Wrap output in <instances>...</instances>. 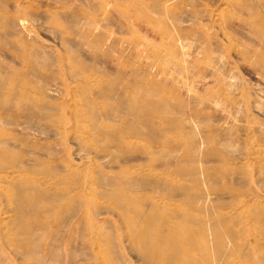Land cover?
I'll return each instance as SVG.
<instances>
[{"label":"rangeland","instance_id":"obj_1","mask_svg":"<svg viewBox=\"0 0 264 264\" xmlns=\"http://www.w3.org/2000/svg\"><path fill=\"white\" fill-rule=\"evenodd\" d=\"M0 264H264V0H0Z\"/></svg>","mask_w":264,"mask_h":264},{"label":"bare ground","instance_id":"obj_2","mask_svg":"<svg viewBox=\"0 0 264 264\" xmlns=\"http://www.w3.org/2000/svg\"><path fill=\"white\" fill-rule=\"evenodd\" d=\"M181 46H182V44H181ZM182 47H184V46H182ZM182 52H184V51H182ZM185 53V52H184ZM184 56H187L186 54H184L183 55V53H182V57H184ZM185 58V57H184ZM183 61V60H182ZM185 62H186V59H185ZM116 119V118H115ZM130 135V134H129ZM134 157V156H133ZM120 176V175H119ZM182 176V175H181ZM103 180V179H102ZM120 180V179H119ZM71 182V181H70ZM108 187V186H107ZM106 187V188H107ZM116 187V186H115ZM118 187V186H117ZM110 188V187H109ZM120 188H121V186H120ZM25 190V189H24ZM28 190V189H27ZM113 194V193H112ZM27 194H25V196H26ZM108 195H110V194H108ZM191 197V196H190ZM202 197V196H201ZM200 197V198H201ZM75 203V202H74ZM198 210H200L201 212H204V211H207L205 208H203V207H199V209ZM217 218V217H216ZM214 223V222H213ZM219 225H220V221L218 220L217 221V223H214L213 225H211V226H208L207 227V230H210V231H212V230H217L218 229V227H219ZM204 233H202V235H203ZM223 237V235H221L220 234V236L217 238V243H218V245L220 246L221 244H222V241H221V238ZM197 248H199V250L200 249H202L201 248V246L197 243Z\"/></svg>","mask_w":264,"mask_h":264}]
</instances>
